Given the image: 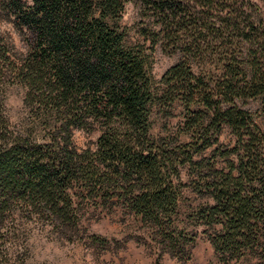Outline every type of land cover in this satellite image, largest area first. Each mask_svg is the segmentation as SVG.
<instances>
[{
	"label": "trees",
	"instance_id": "1",
	"mask_svg": "<svg viewBox=\"0 0 264 264\" xmlns=\"http://www.w3.org/2000/svg\"><path fill=\"white\" fill-rule=\"evenodd\" d=\"M131 1L150 19L139 28L150 50L181 53L159 81L120 24ZM0 2L27 45L0 46V240L37 221L75 241L92 219L124 215L181 262L204 233L221 264H264V129L245 108L259 100L264 115V0ZM14 82L43 133L10 123L2 94ZM177 104L176 138L156 139L153 114ZM95 126V149L79 151L74 130ZM226 128L232 146L220 144ZM184 167L200 176L188 184L205 200L198 207L185 204Z\"/></svg>",
	"mask_w": 264,
	"mask_h": 264
},
{
	"label": "rangeland",
	"instance_id": "2",
	"mask_svg": "<svg viewBox=\"0 0 264 264\" xmlns=\"http://www.w3.org/2000/svg\"><path fill=\"white\" fill-rule=\"evenodd\" d=\"M144 22V23H143ZM150 22L143 16L140 4L135 1L127 3L120 24L127 30L130 44L143 45L151 60V72L159 81L165 71L175 64L181 53H169L161 44L150 50V42L140 34V26ZM12 47L15 51L25 52L27 49L20 31L14 23V17L4 10L0 2V46ZM27 88L19 82L6 84L3 88V101L6 115L10 123L17 129L36 126L40 134L43 125L36 123L30 113L31 109L25 104ZM260 101L251 100L245 108L255 114L258 124L264 129V115L260 113ZM183 108L175 105L171 115L164 112L153 114V136L158 138H176L180 123L183 120ZM43 133V132H42ZM100 128L95 126L91 131L75 129L73 140L79 151L95 149ZM187 140V137H181ZM220 144L232 146L234 136L226 128L220 136ZM206 150L197 159H212L215 148ZM219 160L218 166H223ZM199 175L190 173L189 167L181 170L180 183L186 184L182 188L184 201L187 206L198 207L205 200L192 190L189 183L197 181ZM188 214V213H187ZM182 217L185 219L188 215ZM83 237L75 241L61 238L51 231V228L37 221H26L22 224L11 225L7 239L0 240V264L10 262L18 264L20 260L26 264H221L214 247L207 234L200 233L190 262H181L166 252H162L157 242L152 239L148 226L135 217L124 215H108L99 220L92 219ZM193 227L189 226V229ZM199 230H203L199 228ZM84 231V229H83ZM91 236L101 237L109 242V246L100 247ZM242 264H257L256 259L243 261Z\"/></svg>",
	"mask_w": 264,
	"mask_h": 264
}]
</instances>
